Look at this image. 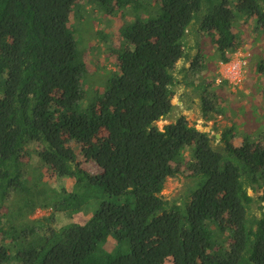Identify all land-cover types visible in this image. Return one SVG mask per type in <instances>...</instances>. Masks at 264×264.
<instances>
[{
  "label": "trees",
  "instance_id": "obj_1",
  "mask_svg": "<svg viewBox=\"0 0 264 264\" xmlns=\"http://www.w3.org/2000/svg\"><path fill=\"white\" fill-rule=\"evenodd\" d=\"M89 15L122 18L117 43L103 28L92 37L93 52L119 62L98 89L72 28ZM194 32L212 61L191 54ZM263 39L264 0H0V264H264V204L253 213L250 192L264 201V126L245 132L229 81H208L219 78L210 65L253 48L244 84L255 65L264 102ZM185 70L187 84L197 75L204 118L232 121L218 145L186 115L156 124L173 112ZM46 168L74 178L72 189L52 186ZM184 170L191 193L167 200L168 178ZM38 209L51 212L32 218Z\"/></svg>",
  "mask_w": 264,
  "mask_h": 264
},
{
  "label": "rangeland",
  "instance_id": "obj_2",
  "mask_svg": "<svg viewBox=\"0 0 264 264\" xmlns=\"http://www.w3.org/2000/svg\"><path fill=\"white\" fill-rule=\"evenodd\" d=\"M90 6L87 8V14H95V16H99L100 19L103 18L102 14L95 13L93 9H89ZM90 15L86 19H80L78 20H72V28L75 30V38L77 39V47L78 50H81L83 48V54L87 62V66L89 69V81L93 86H97L96 89H98L101 84L105 83V80H107V76L110 74L111 70H115L118 68V58L115 52L109 51L106 52L104 48L102 50H99L97 52H93L92 47V37L95 35L96 29H107L112 35L116 38L117 43V36L119 32V28L122 24V18L119 16H114L110 21L104 17V20L102 22L96 23V21H92L90 18ZM249 24L254 22V18H250ZM95 23V24H94ZM93 24V26L91 25ZM90 26H92L90 28ZM82 33L83 39L81 40L80 36ZM245 33V32H243ZM249 38L250 35H249ZM201 41V42H200ZM264 41V39H263ZM201 44L200 46L198 45ZM261 42H256V44L260 45ZM98 45H102L101 42L98 41ZM189 49L191 54H194L198 51L199 48L203 49L204 51V58L201 60L202 62L206 60V58H210L212 61V44L209 43V40H206V37H200V34H197L196 32L190 34V43H189ZM104 47V46H103ZM253 48H250V50H245L243 47H241L237 52L234 53V58L239 57L241 53L244 56L250 55V52H252ZM202 51V52H203ZM97 55L100 56L98 60H96ZM257 58V57H256ZM247 59V58H246ZM248 60L251 61L252 58L248 57ZM212 63V62H211ZM179 68L183 69L184 65L190 66L191 60L185 59L183 61H179ZM250 63L247 62L244 66V73H245V80L247 78V71L249 70ZM252 70L254 71L256 69L255 65H251ZM209 73H215L220 76V71L217 68H214L213 65H210ZM252 70L249 72V77L247 80L248 85L243 83L242 87L236 88L233 86L227 85L226 88L232 91L233 95L231 97L232 105L237 104L240 105L241 113L243 116H245V122L244 125L249 123V125L245 126V132L247 133H253L254 129L261 128V126H264V102L262 98L259 96V86L258 82H253L251 79L254 77V74ZM187 72V73H186ZM213 73V74H214ZM182 80L184 79L183 75L187 74V78L191 74V72L188 70H185L182 74L178 73ZM218 76V77H219ZM193 84H187V80H183L175 87V95L173 97V103L175 105V108L171 115L167 118L160 119L156 122V124L163 128L166 124H169L171 122H174L177 120V118L181 115H186L189 123L192 125H195L197 128L210 132L211 137L215 136L214 143L215 145H218L221 142L222 133L224 131L225 126L232 125V121L225 118L223 115H218L217 119H212L207 121L202 112V101L200 96V91L197 90L196 85L199 83L197 78V75L194 76ZM208 81L212 82L213 86H218L219 83H221L220 77L216 79V81L213 82L212 77L208 79ZM88 89L86 88V91ZM95 91V88H94ZM91 95L93 94V91L90 90L89 92ZM88 93V94H89ZM260 105V107H263V109H258L255 106ZM236 143H240V139H236ZM82 166L87 169L90 172L97 173L101 171V168L98 164H96L93 161L85 160L82 156H79ZM28 157H25V160H27ZM29 170L31 168L29 167ZM45 177L49 180V183L52 186H60L61 184L65 185L69 190L72 189L73 184L75 182L74 178H58L54 171L50 168H46V175ZM46 178H44L46 180ZM191 187H193V177L191 175V171L184 170L180 174H178L175 177L168 178L165 188L162 191V195L170 201H176L177 203H180L184 200H186L187 196L191 193ZM250 192L253 196H255L256 201L253 204L252 211L253 213H256L257 215L261 214V208L260 205L264 204V201L259 200L260 195L263 193L262 190L260 191H253V189H250ZM51 210H41L38 209L36 213L32 216V218L41 217L45 214H49ZM91 213H78L75 214L72 217V221H77L80 223H83L87 220L89 216H91Z\"/></svg>",
  "mask_w": 264,
  "mask_h": 264
},
{
  "label": "built area",
  "instance_id": "obj_3",
  "mask_svg": "<svg viewBox=\"0 0 264 264\" xmlns=\"http://www.w3.org/2000/svg\"><path fill=\"white\" fill-rule=\"evenodd\" d=\"M246 58L247 56L241 53L237 59L233 56L229 61L221 62L219 67L220 79H227L233 87H242L246 77L244 73V66L248 62Z\"/></svg>",
  "mask_w": 264,
  "mask_h": 264
},
{
  "label": "water",
  "instance_id": "obj_4",
  "mask_svg": "<svg viewBox=\"0 0 264 264\" xmlns=\"http://www.w3.org/2000/svg\"><path fill=\"white\" fill-rule=\"evenodd\" d=\"M199 129V128H198ZM199 130H201V129H199ZM201 131H203V130H201ZM212 142H214L213 140H212Z\"/></svg>",
  "mask_w": 264,
  "mask_h": 264
}]
</instances>
